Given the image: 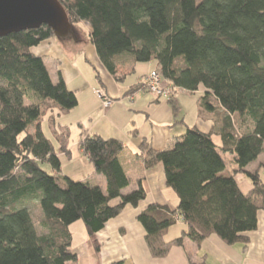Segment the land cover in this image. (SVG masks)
<instances>
[{
  "label": "trees",
  "instance_id": "16d2710c",
  "mask_svg": "<svg viewBox=\"0 0 264 264\" xmlns=\"http://www.w3.org/2000/svg\"><path fill=\"white\" fill-rule=\"evenodd\" d=\"M57 1L70 24L87 25L90 43L116 81L117 60L124 57L132 65L153 61L171 96L176 89L203 92L197 110L212 122L208 132L186 128L162 150L139 140L137 158L146 170L160 165L178 199L175 208L152 203L137 214L149 255L165 258L184 239L199 248L210 235L228 246L242 243L245 251L247 234L264 212V165L245 171L264 152V0ZM53 37L46 25L0 37V264H76L71 225L80 221L93 236L146 196L141 182L122 194L130 185L119 162L124 144L85 130L78 150L104 187L90 175L62 176L59 183L57 154L69 158L70 130L57 118L77 106V96L60 72L51 79L44 57L30 52ZM45 117L57 150L43 133ZM222 153L232 155L234 172L249 179L246 194L233 175L223 174ZM41 163L50 165L51 175ZM33 201L43 216L41 234L28 208ZM178 222L187 229L166 241Z\"/></svg>",
  "mask_w": 264,
  "mask_h": 264
},
{
  "label": "crops",
  "instance_id": "0c3cea01",
  "mask_svg": "<svg viewBox=\"0 0 264 264\" xmlns=\"http://www.w3.org/2000/svg\"><path fill=\"white\" fill-rule=\"evenodd\" d=\"M30 52L44 57L50 64L51 79L55 82V72H60L67 88L77 96V106L64 114L69 117V121L66 119L62 122L63 115L57 118V123L68 126L69 130L75 124L79 132L69 144V158L63 153L57 154L62 172L67 167L89 165L77 146L79 134L85 130L88 134L98 135L103 139H115L124 144L119 162L130 185L122 194L130 192L137 182L142 183L146 192L144 201L136 208L127 206L95 234L97 252L90 254V258L81 260L83 246L77 247L76 254L78 261L80 260L78 264H264V212H258L257 228L247 234L249 241L245 251L242 243L228 246L216 235L207 237L199 248L190 240L184 239L182 246L173 247L165 258H152L147 251L145 232L136 220L137 214L152 203L175 208L178 199L165 186L163 168L158 165L146 170L137 158L139 140L145 139L154 149L162 150L173 137L180 136L186 128L195 127L202 132H208L212 122L201 118L197 110L202 91L190 93L176 89L170 100L157 98L145 89L146 77L157 70L154 62L132 65L124 57L117 60V75L120 80L116 81L101 63L90 42L84 45L76 41L60 42L54 36L31 48ZM82 55L92 69L93 76L89 82L84 79L79 66ZM79 56L77 60L76 57ZM139 83L143 84L142 87L132 91L131 88ZM163 87H167L166 84ZM179 91L181 92L177 94ZM99 94L111 101L110 107L102 108ZM133 131H136L137 138L133 137ZM214 141L219 144L217 137ZM254 163L245 171L253 172L250 166ZM68 174L74 180L84 178L82 174ZM223 174L228 175V171ZM90 176L92 181L104 186L102 177L93 174V171ZM249 189L250 183L246 185V189L240 188L243 193H247ZM186 229L184 223L178 222L166 231L164 239L171 241ZM89 252L91 253L90 249Z\"/></svg>",
  "mask_w": 264,
  "mask_h": 264
},
{
  "label": "rangeland",
  "instance_id": "374dc122",
  "mask_svg": "<svg viewBox=\"0 0 264 264\" xmlns=\"http://www.w3.org/2000/svg\"><path fill=\"white\" fill-rule=\"evenodd\" d=\"M87 25L85 23H74L71 24V30L68 33L67 36L65 37H55L58 40H60V42H62L63 40L66 41H76V43L80 44V45H84L86 43H89V34H88V30H87ZM70 54H73L72 50L68 51ZM79 57H76V59L78 60ZM47 69L50 71V73L52 72L50 69V64L48 63V61L45 59L44 61ZM264 63V61H263ZM80 68L82 69V75L84 77V79H86L88 82L91 79V77L93 76L92 73V69L91 66L85 62L84 60V56L82 55L81 57V63L79 64ZM52 75V73H51ZM181 91L177 92L180 93ZM62 122H65L66 119H68L69 121V117L67 116H61ZM76 125L73 124L70 127V142L75 140L76 134H78V130L75 127ZM42 128H43V133L47 136V138L52 142L53 146L55 147V149H58V144L55 141V138L50 134V130L47 127L46 124V117L43 120L42 123ZM222 157L225 160L226 163V170L229 172V174L233 175L234 179L238 182V185H240L241 189H246V185H248L250 183L249 179L246 177V175L244 173H236L234 172L236 166L233 163V156L230 155L229 153H222ZM261 165H264V152L263 154H261L260 158L258 159L257 162H255L253 165L250 166V170L251 171H255L257 170ZM39 167L45 171L47 174L51 175V168L50 165L48 163H41L39 165ZM91 171H93L91 165H75L73 167H67L65 169H63L62 175H60L61 179L59 180V183H62V176H67L69 175L68 173L73 175H79L82 174V177H86L88 175H91ZM253 171V172H254ZM90 173V174H89ZM93 184L96 183L94 181H91ZM96 185H98L96 183ZM104 187V186H101ZM246 194V193H245ZM30 214H31V218H32V222L37 230L38 233H43V230H41L40 227V221L42 220V213L41 210L38 206V204L36 202H32L28 205ZM69 231L72 235V248L71 250L74 253H77V247L78 246H83V250H81V254H80V259L82 260H86V258H90V254H95L96 249L93 247V242L95 241V235L93 236H89L88 233L86 232L82 222L78 221L77 223L71 225L69 227ZM88 246V247H87ZM89 249L91 251V253L89 252ZM80 263V260L78 261ZM77 262V263H78ZM76 263V264H77Z\"/></svg>",
  "mask_w": 264,
  "mask_h": 264
},
{
  "label": "water",
  "instance_id": "95a60500",
  "mask_svg": "<svg viewBox=\"0 0 264 264\" xmlns=\"http://www.w3.org/2000/svg\"><path fill=\"white\" fill-rule=\"evenodd\" d=\"M42 25L51 28L55 37H65L71 30L57 0H0V37Z\"/></svg>",
  "mask_w": 264,
  "mask_h": 264
},
{
  "label": "built area",
  "instance_id": "2783aa9c",
  "mask_svg": "<svg viewBox=\"0 0 264 264\" xmlns=\"http://www.w3.org/2000/svg\"><path fill=\"white\" fill-rule=\"evenodd\" d=\"M147 88L149 93L154 95L157 98L167 99L171 96L169 87H163L160 80V74L158 72H152L147 77ZM99 98L102 102V108L107 109L111 106V101L108 98H105L99 95Z\"/></svg>",
  "mask_w": 264,
  "mask_h": 264
}]
</instances>
